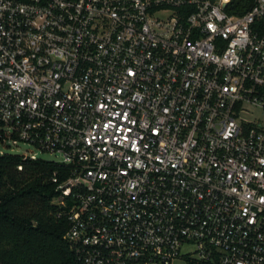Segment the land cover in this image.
Returning <instances> with one entry per match:
<instances>
[{"label":"built area","instance_id":"1","mask_svg":"<svg viewBox=\"0 0 264 264\" xmlns=\"http://www.w3.org/2000/svg\"><path fill=\"white\" fill-rule=\"evenodd\" d=\"M243 3L0 0V146L67 166L77 264H264V0Z\"/></svg>","mask_w":264,"mask_h":264},{"label":"trees","instance_id":"2","mask_svg":"<svg viewBox=\"0 0 264 264\" xmlns=\"http://www.w3.org/2000/svg\"><path fill=\"white\" fill-rule=\"evenodd\" d=\"M67 173L52 160L0 154V264H77L63 237L67 218L52 201Z\"/></svg>","mask_w":264,"mask_h":264},{"label":"rangeland","instance_id":"3","mask_svg":"<svg viewBox=\"0 0 264 264\" xmlns=\"http://www.w3.org/2000/svg\"><path fill=\"white\" fill-rule=\"evenodd\" d=\"M260 112L257 108L251 109L249 114H246L247 117L252 118L253 116L259 115ZM0 148L4 152L10 153H22V152H33L36 154L37 157L42 159H54L55 155L48 151L39 150L38 148L31 146L25 142L19 141L16 145H9V146H0ZM172 264H182L179 260H174Z\"/></svg>","mask_w":264,"mask_h":264}]
</instances>
